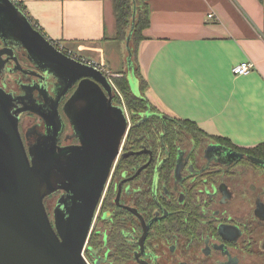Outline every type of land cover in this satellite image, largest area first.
Instances as JSON below:
<instances>
[{
  "label": "flooded vegetation",
  "instance_id": "obj_1",
  "mask_svg": "<svg viewBox=\"0 0 264 264\" xmlns=\"http://www.w3.org/2000/svg\"><path fill=\"white\" fill-rule=\"evenodd\" d=\"M10 54L4 55L3 59L14 57L12 52ZM16 56L22 67L38 72L29 61L28 53L27 57L21 52ZM6 68H15L21 73L12 61L6 63ZM5 77L4 82L0 81V87L15 91L21 98V91L15 84V78L20 76ZM48 84L51 90L54 84ZM47 96L36 99L43 105L46 98L52 99ZM120 97H123L120 92L115 93L116 102H120ZM122 102L125 104L124 99ZM24 104L23 107L30 106ZM17 109L21 112V99L17 101ZM60 111L62 130L59 122L52 130L55 134L60 130L53 155L55 160H63L66 165L60 166L61 177L88 180L90 170L84 169L91 166L88 164L90 157L78 154L65 159L63 156L81 144L68 117L62 109ZM127 111L129 130L93 220L86 247L93 262L85 251L87 261L110 264L113 256L118 258V254L121 257L126 254L127 261L123 264H264V164L255 163L250 160L251 156L213 142L203 146L194 140L167 145L162 140L164 132L157 140L149 133L137 137L127 148L133 126L131 113ZM12 112L17 115L19 111L13 109ZM27 114L38 121L23 136L21 122ZM158 114L166 115L161 111ZM18 117L19 132L30 160V153L44 160L47 150L41 140L46 134L43 119L32 112L20 113ZM146 119V114H142L138 123H144ZM210 146L222 147L243 157L209 150ZM127 153L131 155L124 157ZM120 160H132L133 165L116 176ZM171 162L173 165L168 172ZM95 179V184L102 179L101 170L96 172ZM64 194L61 191L45 198V205L47 200L57 198L53 212L47 210L53 225L56 211L64 209L63 204H58ZM221 227L223 233H220ZM112 234L117 237L116 243ZM92 241L98 248L90 246Z\"/></svg>",
  "mask_w": 264,
  "mask_h": 264
},
{
  "label": "water",
  "instance_id": "obj_2",
  "mask_svg": "<svg viewBox=\"0 0 264 264\" xmlns=\"http://www.w3.org/2000/svg\"><path fill=\"white\" fill-rule=\"evenodd\" d=\"M133 32L134 26L127 38L129 81L133 92L139 95L130 49ZM0 42V81L4 82L6 75L18 74L15 84L21 91L19 98L15 91L0 87V264H90L84 254L93 220L129 130L125 108L116 104L115 90L101 71L61 53L11 0H0ZM9 52L14 57L4 60V55L11 56ZM17 52L26 57L28 53L38 72L22 67ZM9 61L21 73L15 68L5 70ZM50 82L54 84L51 90ZM43 95L52 99L46 98L41 105L36 98ZM18 99L21 112L17 109ZM23 103L30 106L23 107ZM13 109L19 111L17 115ZM60 109L81 144L63 156L90 157L91 166L84 169L90 170L88 180L61 177L60 166L66 165L53 155L60 130L57 134L52 130L61 118ZM27 112L39 115L45 123L46 134L41 138L47 150L44 160L33 153L30 160L19 132L18 116ZM209 150L243 157L218 146H210ZM250 160L264 164L253 157ZM98 170L102 179L95 184ZM61 191L65 194L58 204H63L64 209L56 211L53 225L44 201ZM223 231L221 227L220 233Z\"/></svg>",
  "mask_w": 264,
  "mask_h": 264
},
{
  "label": "crops",
  "instance_id": "obj_3",
  "mask_svg": "<svg viewBox=\"0 0 264 264\" xmlns=\"http://www.w3.org/2000/svg\"><path fill=\"white\" fill-rule=\"evenodd\" d=\"M147 1L151 23L134 62L147 82L145 97L164 114L238 148L264 144V1ZM17 2L51 42L130 79L113 1ZM243 64H252V71L235 76ZM135 88L140 94L136 78Z\"/></svg>",
  "mask_w": 264,
  "mask_h": 264
},
{
  "label": "trees",
  "instance_id": "obj_4",
  "mask_svg": "<svg viewBox=\"0 0 264 264\" xmlns=\"http://www.w3.org/2000/svg\"><path fill=\"white\" fill-rule=\"evenodd\" d=\"M113 9L115 15V25L117 31V39L120 41H127V38L134 26V32L132 37L133 49L132 60L136 62V49L139 43L144 39L143 31L150 26V12L149 4L147 0H112ZM263 2L264 0H259ZM19 8L21 5L18 6ZM21 11L23 8H20ZM130 26V27H129ZM130 57V54H129ZM129 59V58H128ZM135 78L139 82L140 94L137 95L133 92L128 77L116 79V85L123 96L124 102L131 113L133 126L129 132L127 145L130 146L134 143L137 137L152 134L154 139H158L160 133L164 132L162 140L167 145H172L174 142L188 143L195 141L199 146H203L209 142L217 143L227 148H231L234 151L243 154L245 156H251L264 161V144L254 149H243L234 146L228 140L219 137H213L202 132L196 124L188 121L180 120L168 115L158 114L159 110L155 108L150 101L145 97L144 93L147 89V82L144 80L138 68L135 69ZM119 98V97H118ZM146 114L147 119L144 123L137 125L141 120V115ZM133 165L132 160H120L116 176L120 174L123 169L131 168ZM171 162L168 168V172L172 167ZM113 242H117V237L112 234ZM95 246L93 241L90 242V246ZM86 255L88 259L93 262L91 258L90 250L87 249ZM118 258L112 257L110 264H123L127 261V255L122 257L118 254Z\"/></svg>",
  "mask_w": 264,
  "mask_h": 264
},
{
  "label": "built area",
  "instance_id": "obj_5",
  "mask_svg": "<svg viewBox=\"0 0 264 264\" xmlns=\"http://www.w3.org/2000/svg\"><path fill=\"white\" fill-rule=\"evenodd\" d=\"M12 3L16 6H18V2L17 0H11ZM209 18L210 19H213L214 18V15L213 14H210L209 15ZM53 45L63 54L69 56L70 58H73L74 60L78 61V62H81L83 64H87V65H90V66H94L96 69H98L99 71H101L110 81V83L112 84L113 88L115 91H118L117 90V86H115L114 82H113V79L115 78H121L122 75L121 74H114L112 73L111 71L109 70H106L104 68V66H100V65H97L95 64L94 62L88 60V59H85L83 57H80L76 54H74L71 50L67 49L66 47H64L62 44L60 43H57V42H52ZM253 69V65L252 64H243V65H240V66H237L236 68H234L233 70V73L235 76H243V75H247L249 74ZM118 94H119V91H118ZM124 106V105H123ZM125 108V106H124ZM125 112H126V115H127V119H128V122H129V116H128V113H127V110L125 108Z\"/></svg>",
  "mask_w": 264,
  "mask_h": 264
},
{
  "label": "rangeland",
  "instance_id": "obj_6",
  "mask_svg": "<svg viewBox=\"0 0 264 264\" xmlns=\"http://www.w3.org/2000/svg\"><path fill=\"white\" fill-rule=\"evenodd\" d=\"M109 2L112 4V0H109ZM130 27V26H129ZM125 42V41H124ZM126 43H127V41H126ZM133 43H132V41H131V43H130V49L132 50L133 48ZM124 49H125V47H124ZM126 50H128V48H127V46H126ZM114 74H116V73H114ZM122 78V77H121ZM116 79L117 78H115V79H113V82H114V84H115V86H117L116 85ZM119 79V78H118ZM117 90H118V88H117ZM119 91V90H118ZM118 91H115V93L116 94H118ZM121 94V93H120ZM118 96V95H117ZM122 100H123V97H122V99H121V97H120V102L118 103V102H116V104H119V105H124L125 106V108H126V110L128 109L127 108V106L122 102ZM127 113H128V111H127ZM129 118H130V116H129ZM38 121V119L35 117V116H33V115H25L23 118H22V122H21V131H22V134H23V136H24V134L27 132V129L31 126V125H33V124H35L36 122ZM56 200H57V198H51V199H49V200H47V210L49 211V213H52L53 212V210H54V207H55V204H56Z\"/></svg>",
  "mask_w": 264,
  "mask_h": 264
}]
</instances>
